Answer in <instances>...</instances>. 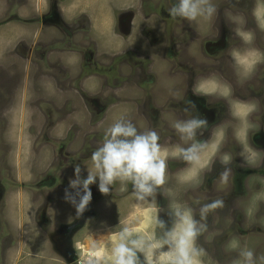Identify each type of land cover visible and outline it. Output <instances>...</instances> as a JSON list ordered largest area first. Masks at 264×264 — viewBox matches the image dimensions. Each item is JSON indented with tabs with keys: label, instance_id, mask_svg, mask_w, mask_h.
<instances>
[{
	"label": "rangeland",
	"instance_id": "obj_1",
	"mask_svg": "<svg viewBox=\"0 0 264 264\" xmlns=\"http://www.w3.org/2000/svg\"><path fill=\"white\" fill-rule=\"evenodd\" d=\"M206 2L189 21L176 0H0V264H111L124 227L140 228L138 264H173L152 239L179 232L176 211L197 229L191 264H264V0ZM119 120L157 132L164 183L138 200L97 178L77 216L74 170L95 171Z\"/></svg>",
	"mask_w": 264,
	"mask_h": 264
},
{
	"label": "clouds",
	"instance_id": "obj_2",
	"mask_svg": "<svg viewBox=\"0 0 264 264\" xmlns=\"http://www.w3.org/2000/svg\"><path fill=\"white\" fill-rule=\"evenodd\" d=\"M213 11L206 0H176L170 14L173 17L192 21L198 16L211 15ZM205 122L195 118L178 122L175 128L181 133L182 138L187 136L190 139L196 129ZM158 141L157 132H140L131 121L119 120L108 127L103 143L91 155L95 171H88L87 177L81 178L80 167L76 166L74 170L76 178L70 181V187L78 190L76 195L79 196V200L77 201L75 196L66 191L65 198L74 205L77 216L82 215L91 202L90 185L95 184L97 178L98 190L102 194H109L110 187L119 181L122 185L131 183L138 200L151 196L157 187L164 183L166 169V162L160 156L161 145ZM197 151L196 144L182 150L187 160L196 159ZM214 206H205L202 212ZM174 215L182 227L179 232L166 231L165 242L175 250L173 264H191L189 249L197 234L196 226L187 213L176 211ZM119 241L113 247L111 264H138L137 252L143 251L145 242L133 238V230L128 227H124L119 233ZM242 255L251 262L252 252H244Z\"/></svg>",
	"mask_w": 264,
	"mask_h": 264
},
{
	"label": "flooded vegetation",
	"instance_id": "obj_3",
	"mask_svg": "<svg viewBox=\"0 0 264 264\" xmlns=\"http://www.w3.org/2000/svg\"><path fill=\"white\" fill-rule=\"evenodd\" d=\"M163 225L165 226V222L163 223ZM130 229H140L139 227H133V228H130ZM154 230V229H153ZM154 237L152 240H156L155 237H157V240L159 241V243H165L166 241V236H165V233H164V229L161 227V224H158L154 230ZM119 235L117 232L116 233H112L108 239V243L110 244L111 243V240L113 241L112 237L113 236H117ZM156 235V236H155ZM107 243V244H108ZM102 252V255L101 256H98V258H101V257H105L107 255V249L105 250H101ZM143 259V258H141ZM140 259V260H141ZM143 264H147V262L145 260H142Z\"/></svg>",
	"mask_w": 264,
	"mask_h": 264
},
{
	"label": "crops",
	"instance_id": "obj_4",
	"mask_svg": "<svg viewBox=\"0 0 264 264\" xmlns=\"http://www.w3.org/2000/svg\"><path fill=\"white\" fill-rule=\"evenodd\" d=\"M84 4H86V6L88 5V6H94L95 5V1H90L89 2V4L86 2V3H84ZM72 5H76V4H73L72 3ZM75 8H77L78 9V6L76 5V6H74V8L72 9L73 10V12L75 11ZM92 12V11H91Z\"/></svg>",
	"mask_w": 264,
	"mask_h": 264
},
{
	"label": "bare ground",
	"instance_id": "obj_5",
	"mask_svg": "<svg viewBox=\"0 0 264 264\" xmlns=\"http://www.w3.org/2000/svg\"><path fill=\"white\" fill-rule=\"evenodd\" d=\"M40 3V2H39Z\"/></svg>",
	"mask_w": 264,
	"mask_h": 264
}]
</instances>
